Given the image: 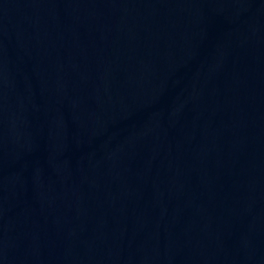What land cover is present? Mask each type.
<instances>
[{
	"label": "water",
	"instance_id": "1",
	"mask_svg": "<svg viewBox=\"0 0 264 264\" xmlns=\"http://www.w3.org/2000/svg\"><path fill=\"white\" fill-rule=\"evenodd\" d=\"M0 264H264V0H0Z\"/></svg>",
	"mask_w": 264,
	"mask_h": 264
}]
</instances>
